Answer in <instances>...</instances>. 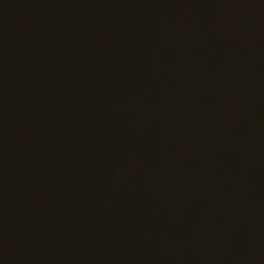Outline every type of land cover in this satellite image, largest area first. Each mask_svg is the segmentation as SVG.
Instances as JSON below:
<instances>
[{
	"label": "water",
	"instance_id": "1",
	"mask_svg": "<svg viewBox=\"0 0 264 264\" xmlns=\"http://www.w3.org/2000/svg\"><path fill=\"white\" fill-rule=\"evenodd\" d=\"M0 264H264V0H0Z\"/></svg>",
	"mask_w": 264,
	"mask_h": 264
}]
</instances>
